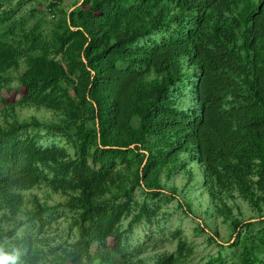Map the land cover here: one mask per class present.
I'll list each match as a JSON object with an SVG mask.
<instances>
[{"label":"trees","instance_id":"16d2710c","mask_svg":"<svg viewBox=\"0 0 264 264\" xmlns=\"http://www.w3.org/2000/svg\"><path fill=\"white\" fill-rule=\"evenodd\" d=\"M161 196L201 217L203 264H264V0H0V264H142Z\"/></svg>","mask_w":264,"mask_h":264},{"label":"rangeland","instance_id":"374dc122","mask_svg":"<svg viewBox=\"0 0 264 264\" xmlns=\"http://www.w3.org/2000/svg\"><path fill=\"white\" fill-rule=\"evenodd\" d=\"M72 1L73 0H62V3L65 7H67ZM26 9L28 10V7H26ZM40 143L43 146L50 145L52 143L62 145L63 141L59 139L45 138ZM134 198L138 200L143 199L140 190H136L134 192ZM157 199L152 202H160V209L157 214L151 218L150 222L143 220L132 229V232L129 235L130 250L128 251L131 255L142 259L144 261L142 264H153L152 257L157 252L176 253L179 240L184 241L185 247L191 250L189 255L185 256L183 264H203L210 257L216 255L218 247L215 244L208 243L207 233L194 231V228L197 226V223L200 222L201 217L197 216L195 218L191 215L188 216L183 214L177 206L178 199H165L163 196H161L159 200ZM193 203L194 205H197V200H193ZM238 204L243 212V217L253 215L256 217V213L250 210L244 201L238 199ZM201 209H203V207H201ZM233 212L236 213L235 208ZM251 221L256 223L255 231L264 226V218H255ZM52 225H55L57 229L51 232L49 241L50 243H56L60 241L62 237H66L68 222L65 216H58L57 221ZM211 225L216 228V238L218 242L227 247L229 243L219 239H226L229 235L230 229L227 224L223 223L221 217H219L215 218ZM17 232L20 233V230H17ZM136 247H140L143 252H137L140 254L132 252ZM233 252L234 249L224 248V264H235ZM183 253L186 254L185 251Z\"/></svg>","mask_w":264,"mask_h":264},{"label":"built area","instance_id":"2783aa9c","mask_svg":"<svg viewBox=\"0 0 264 264\" xmlns=\"http://www.w3.org/2000/svg\"><path fill=\"white\" fill-rule=\"evenodd\" d=\"M49 1H50V0H46V2H49ZM45 11L47 12L48 17H49L50 19L54 18V15L51 13L50 8L45 7Z\"/></svg>","mask_w":264,"mask_h":264}]
</instances>
